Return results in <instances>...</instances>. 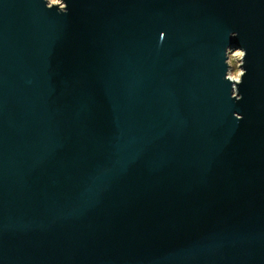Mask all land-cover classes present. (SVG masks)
<instances>
[{
	"label": "water",
	"instance_id": "1",
	"mask_svg": "<svg viewBox=\"0 0 264 264\" xmlns=\"http://www.w3.org/2000/svg\"><path fill=\"white\" fill-rule=\"evenodd\" d=\"M0 264H264V0H0Z\"/></svg>",
	"mask_w": 264,
	"mask_h": 264
},
{
	"label": "rangeland",
	"instance_id": "2",
	"mask_svg": "<svg viewBox=\"0 0 264 264\" xmlns=\"http://www.w3.org/2000/svg\"><path fill=\"white\" fill-rule=\"evenodd\" d=\"M48 1L52 2V3H58L59 2V0H48ZM237 50H239V49H235L231 52V55H233L234 57H231L229 59L230 68H229L228 75L232 78H237L238 74L240 73V68H239V55H240V53L236 54L235 52Z\"/></svg>",
	"mask_w": 264,
	"mask_h": 264
},
{
	"label": "bare ground",
	"instance_id": "3",
	"mask_svg": "<svg viewBox=\"0 0 264 264\" xmlns=\"http://www.w3.org/2000/svg\"><path fill=\"white\" fill-rule=\"evenodd\" d=\"M235 53H236V54H239L240 52H239V50H237Z\"/></svg>",
	"mask_w": 264,
	"mask_h": 264
}]
</instances>
